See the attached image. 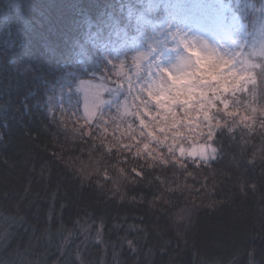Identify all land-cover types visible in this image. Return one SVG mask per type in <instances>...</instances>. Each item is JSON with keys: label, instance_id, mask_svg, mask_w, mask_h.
<instances>
[{"label": "trees", "instance_id": "trees-1", "mask_svg": "<svg viewBox=\"0 0 264 264\" xmlns=\"http://www.w3.org/2000/svg\"><path fill=\"white\" fill-rule=\"evenodd\" d=\"M222 1L245 25L250 74L217 93L227 110L211 96L164 136L84 121L67 101L79 80L113 87L137 44L160 49L162 6L0 0V264H264V0ZM217 121L234 134L217 132L216 158L190 156Z\"/></svg>", "mask_w": 264, "mask_h": 264}, {"label": "rangeland", "instance_id": "rangeland-1", "mask_svg": "<svg viewBox=\"0 0 264 264\" xmlns=\"http://www.w3.org/2000/svg\"><path fill=\"white\" fill-rule=\"evenodd\" d=\"M145 2L154 11L162 6L159 17L167 33L161 38L160 49L137 44L129 61L124 56L118 59L116 72L121 78L113 87L101 81L79 80L75 98L67 97L68 106L84 121L98 117L104 125L123 129L132 128L136 119L150 134L154 127L164 128V136H176L181 130L178 122L195 121L211 96L217 94V81L207 72L209 64L231 59L232 63L221 71L237 73L236 86L250 74L245 25L235 16H226L222 0L210 4L204 0ZM197 51L201 56L212 54L204 67L196 64ZM201 146L186 151H195L194 157L202 158L198 155ZM206 152L209 155L211 149Z\"/></svg>", "mask_w": 264, "mask_h": 264}, {"label": "snow or ice", "instance_id": "snow-or-ice-1", "mask_svg": "<svg viewBox=\"0 0 264 264\" xmlns=\"http://www.w3.org/2000/svg\"><path fill=\"white\" fill-rule=\"evenodd\" d=\"M196 55V64L198 66H202L204 67V62L206 59H208V57L212 56V54H208V55H204L201 56L199 51L194 53ZM232 63L231 59L229 58H222L220 59L217 63L215 64H209L207 66V72L208 75L210 76V78L212 80L217 81V87L214 89V91L216 93H227L229 91L235 92L236 90V76L237 73L235 72H228V73H224L221 71V67H223L224 69H226L230 64ZM231 78V80H230ZM231 85V86H230ZM216 99L220 100L221 104L223 105L224 109L227 110L228 106H229V102L227 99L223 98L221 95L217 94L216 95ZM251 111L254 113L256 111L255 108L251 109ZM229 115H236V113H229ZM204 118L205 120H209L211 121L212 117L206 112L204 114ZM249 117L245 116L242 119V123L245 121H248ZM245 127H250L247 123H245ZM261 127L264 128V122H261ZM226 131L227 133H229L230 136H232L234 134V128L232 127H228L227 124H221L219 121H217L216 125H211V123L209 124V131L207 132V140L211 141V143L205 144L203 146H201V151L198 153L199 156H201L203 158V161L205 163L208 162L209 159H215L217 154H218V148L214 147V145L216 144V135L218 131ZM161 132L165 131L164 128L160 129ZM151 135V134H150ZM158 143H163L164 140H162L159 137H154ZM165 140L167 139V137L164 138ZM175 143V140H173V144ZM211 149V155H208L206 152V149ZM144 149L148 150V156L152 157V152L153 150L150 149L149 144H144ZM169 152L173 151V147L170 146L168 149ZM179 152L181 154V156L184 155L185 153V149L183 147H181L179 149ZM136 155H139V150L136 153ZM190 156H195L197 155V153L195 151L190 152L189 153ZM195 162V161H194ZM166 163V161H165ZM181 166L183 167L184 165L181 163ZM133 171H135V169H133Z\"/></svg>", "mask_w": 264, "mask_h": 264}, {"label": "clouds", "instance_id": "clouds-1", "mask_svg": "<svg viewBox=\"0 0 264 264\" xmlns=\"http://www.w3.org/2000/svg\"><path fill=\"white\" fill-rule=\"evenodd\" d=\"M129 178L125 175H123V170H120V173L115 177L113 178V185H116L117 183H123L125 181H127Z\"/></svg>", "mask_w": 264, "mask_h": 264}]
</instances>
